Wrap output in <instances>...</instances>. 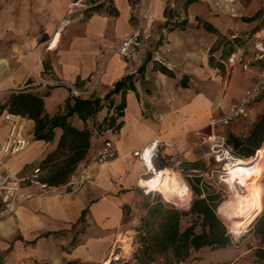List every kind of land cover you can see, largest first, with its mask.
<instances>
[{
	"label": "crops",
	"instance_id": "obj_1",
	"mask_svg": "<svg viewBox=\"0 0 264 264\" xmlns=\"http://www.w3.org/2000/svg\"><path fill=\"white\" fill-rule=\"evenodd\" d=\"M187 1L0 0V60L4 62L0 90H9L7 97L20 90L19 84L25 87L41 81L25 90L42 96L45 111L53 116L65 112L64 102L71 94L65 85L46 82L66 81L88 93L81 98H103L118 80L133 74L132 88L102 99L103 107L85 121L76 114L68 117L71 127L89 130L88 146L81 145L80 138L63 135L67 128L60 126L53 128L50 140H37L34 120L23 116L27 147L4 157L18 173L41 167L46 182L62 185L105 140L111 141L117 155L101 165H90V178L77 192L37 194V188L26 187L35 194L14 213L0 217V264H98L106 259L116 233L129 224L126 210H134L146 195L139 184L148 175L146 167L132 152L151 139L169 143L153 159L154 169L172 165L191 181L199 176L208 152L198 133L206 132L209 116L216 114L211 85L222 83L226 77L223 63L242 41L231 39V33L247 36L254 31L258 16L254 20L245 17L258 13L259 1L248 0L244 8L228 15L229 33L217 26L213 2ZM138 22L151 26V39L132 60L125 61L116 47ZM228 39L233 43L225 45ZM16 52L22 54L14 57ZM244 55L252 59L251 51ZM242 63L231 74L226 91L229 99L248 87V81L243 79L240 84L238 79L256 70ZM142 65L144 70L138 72ZM122 101L124 107L119 110ZM263 110L264 103L254 106L245 128ZM4 114H0V141L9 129ZM99 124L106 129L97 137ZM72 147L83 152L75 162ZM198 254L192 252L190 258Z\"/></svg>",
	"mask_w": 264,
	"mask_h": 264
},
{
	"label": "trees",
	"instance_id": "obj_2",
	"mask_svg": "<svg viewBox=\"0 0 264 264\" xmlns=\"http://www.w3.org/2000/svg\"><path fill=\"white\" fill-rule=\"evenodd\" d=\"M190 2L192 0L187 1V3ZM257 16L258 13L245 17V20H254ZM257 30L259 29L254 27L253 32ZM143 70L144 65L138 69V72ZM132 79L133 74L121 78L103 98L68 96L64 102L65 112L53 116H49L45 111L42 96L25 90L31 87L25 86L24 89L11 92L7 99L0 103V113L6 110L10 114L20 115L21 117L26 116L34 120V138L37 140H50L53 135V128L60 126L67 128L63 135L80 138L81 145L88 146L89 130H78L71 127L67 120L68 117L76 114L85 121L103 107L102 99L108 100L112 94L120 90L123 95L126 88H132ZM262 103H264V92L249 105L248 112L254 106ZM123 107L124 101L118 105V109L121 110ZM121 114L122 112L119 111L118 115ZM106 120L104 119V122ZM108 122L109 125H112L114 118L112 116L108 117ZM224 133L227 143L232 146L237 157L253 156L264 145V110L251 124L249 123L248 128H245L239 134L233 130L224 131ZM82 156V149L72 147L73 162ZM200 180V176H195V181H188L195 196L186 208L175 206L162 208L164 203L161 201L147 206L146 215L148 218H155L156 224L150 226L149 221L145 223L147 231L146 247L147 249L152 248L159 254L158 258H160L162 264H188L190 260L196 259L195 256L192 259L190 258L192 252H202L201 250L206 248L211 250L221 249L233 242L232 237L226 231L224 223L216 213L218 196L215 192L209 191L207 186L205 188L200 187ZM84 213L85 210L82 211V216ZM248 227L256 241V245H251L250 249L254 250L256 257L261 261V264H264V207ZM144 262L148 264L151 259H146ZM66 264H75V262L69 261Z\"/></svg>",
	"mask_w": 264,
	"mask_h": 264
},
{
	"label": "built area",
	"instance_id": "obj_3",
	"mask_svg": "<svg viewBox=\"0 0 264 264\" xmlns=\"http://www.w3.org/2000/svg\"><path fill=\"white\" fill-rule=\"evenodd\" d=\"M206 1H211L218 6L228 7L235 0ZM151 35V26L138 22L132 31L120 39L116 47L117 54L125 61L132 60L139 49L149 42ZM230 37L231 39H241L242 41L234 45L223 63L226 71V77L223 79L224 85L227 84L229 74L235 70L237 64L243 62V67H247L252 59L257 61L264 60V34L262 30L255 31L247 36L240 34L238 31H233ZM246 50L251 51L252 59H245ZM40 82L36 81L26 86L38 85ZM50 84L65 85L73 97H81L85 93L66 81L46 82V85ZM263 92L264 68L259 71L256 81L247 87L238 100L230 104L225 112L209 116L207 121L209 131L205 134L204 141L208 144L209 151L215 157V161L223 163L224 167L227 164L235 163L238 157L234 153L232 146L227 143L225 133L221 132L220 129L246 116L249 105ZM4 117L9 129L6 137L0 141V217L14 213L24 200L35 193L47 194L57 190H61L64 193L77 192L90 178V165H101L117 155L112 149L111 141L107 139L93 155L76 166L65 183L62 185L49 184L44 179V172L41 167H34L26 173H18L5 163L4 157L24 149L28 144L29 137L26 132V126L22 123L24 122L23 117L10 113H6ZM162 145L166 146L169 143L163 139H151L144 147L134 150L132 154L143 162L148 172V163L153 162ZM145 152L149 154V161L145 160ZM29 186L37 188V191L35 193L27 192L25 188ZM144 191L148 193L145 188ZM139 247H141V242L136 239L135 232L119 231L115 235L108 256L98 264H136V254Z\"/></svg>",
	"mask_w": 264,
	"mask_h": 264
},
{
	"label": "rangeland",
	"instance_id": "obj_4",
	"mask_svg": "<svg viewBox=\"0 0 264 264\" xmlns=\"http://www.w3.org/2000/svg\"><path fill=\"white\" fill-rule=\"evenodd\" d=\"M88 1H95V0H84L85 3ZM247 1L248 0H235L233 3L228 5V8L226 7L227 9L224 8V6L215 5L216 6L215 18H216L217 26L219 27V29H222L223 31H226L227 33H229L231 29L229 27L231 26H229L230 19L228 15H231L235 13L236 11L240 10L241 8H244V6L247 4ZM258 1H259L258 19L254 27L258 28L259 30H262L264 34V1L263 0H258ZM81 3H83V1ZM228 43H233V42L231 39H228V41L225 42V45H228ZM21 54H22L21 52H16L14 54V57H18ZM0 57H3V56H0ZM254 61L256 60H251V63H248V68L249 69L255 68L256 70L255 71L250 70L248 72L249 74L245 78L241 77L238 79L240 84H242L241 81H243V79L248 81L249 83L246 85V87L247 86L249 87L256 81L259 71L262 68H264V60L261 61V63H254ZM3 63H4L3 60H0V64H3ZM237 67L238 66L236 65V68ZM224 72H226L225 69H224ZM231 74L232 73L229 74L228 82L226 85L223 84V80H222V83L219 82V83H215L211 85L210 89L213 92L212 95L214 96V101H215V109L213 110L214 113H223L226 110L227 106L230 104V102H234L237 99V97L240 95V94H237L236 97L232 96L233 98H230V99L226 97V91L229 86V80H230ZM21 85L22 84L18 85L20 86L19 87L20 90L24 89V86H21ZM8 92L10 91L7 90L6 92L4 90L3 91L0 90V101L4 99V97L5 99L7 98L8 94H5V93H8ZM82 95H88V93H84ZM0 114L2 115L4 113L1 112ZM248 118H249V115L241 117L238 120L234 121L229 126L223 129H220V131L224 132V131H232V130L238 129V131L241 132L243 129H245L247 125L245 122V119H248ZM1 121L2 120H0V122ZM96 128H97L96 129L97 132L95 135L97 137L100 135L103 136V133H104L103 131H105L106 126L99 124L98 127ZM206 129L209 131L208 128ZM207 130L206 132H204L203 130L199 131L198 135H199L200 140L204 141V136L208 132ZM204 145L206 147L208 155L206 158V162L203 165V169H201L200 172L198 173L199 176L201 177L199 186L202 188L203 187L205 188V186H207L208 187L207 189L209 191L215 192L216 195L218 196L216 200L217 201L216 213L218 214V216L224 223L226 231L232 237L233 242L232 244L224 248H221V249L211 250V249L206 248L204 250H201L202 252H198L199 254L195 256L196 260L194 264H261V261L254 254V250L250 249L251 245H256V241L253 238L250 228L248 227L250 223L247 225H243V226L236 225V222H237L235 220L237 219L236 217L230 214L229 216L224 215L221 211H219V207L222 202L233 199V194H231L233 193V191L231 187L229 186V184L224 181V178L226 177V174H227V170L225 169L223 163L216 162L215 157L209 151L208 144H204ZM262 151L263 150L259 152V155L261 157V163H262V172L259 175V184L263 188V195H262V203H263L262 208H263L264 207V157L262 159V156H261ZM253 156H256V154H254ZM250 157H241V158L247 159ZM170 168L177 170L172 165ZM178 172L182 175L180 176L183 182L191 190V197L186 203H184V201L181 199L169 197L168 195H165L157 190H151L149 194L146 193V195H144L142 202L138 206H136L134 210L125 209L126 215L128 216L130 221H129V224L124 229H122V231H130V233L135 232L136 239H138L141 242V247L138 248L137 254H136V257H137L136 264H146L144 262L146 261V259H151V262L155 264H162V261L158 258L159 254L155 252L152 248L148 247L149 249H147L146 247L147 231L145 229L146 227L145 223L146 221H149L150 226L151 224H156L155 218L147 217L146 215L147 206L154 205L155 203L161 201L162 203H164L163 205H165L166 207L175 206L178 208H186L189 206L188 203L190 204L192 199L195 196L188 182V181L191 182V180L188 177H186L183 172L181 171H178ZM193 181H195V177H193ZM236 186H238V189L242 190L243 192L247 191V187L241 188L237 184ZM238 223L240 222H237V224Z\"/></svg>",
	"mask_w": 264,
	"mask_h": 264
},
{
	"label": "bare ground",
	"instance_id": "obj_5",
	"mask_svg": "<svg viewBox=\"0 0 264 264\" xmlns=\"http://www.w3.org/2000/svg\"><path fill=\"white\" fill-rule=\"evenodd\" d=\"M58 40V37L56 38ZM4 65L0 64V70ZM2 71V70H1ZM22 123H26L25 121ZM27 147V146H26ZM261 148L258 150L256 156L253 159L237 158L233 164H227L225 169L227 170L224 181L229 184L233 193V199L226 200L221 203L219 211L224 215H233L240 222L236 225L243 226L251 223L253 219L262 209V195L263 188L259 184V175L262 172L261 157L259 155ZM262 159L264 157V149H262ZM146 172L148 174L139 180L140 187H144L148 192L151 190H157L169 197L181 199L186 203L191 197V190L183 182L180 174L169 167H165L161 170H156L153 167ZM149 166V163H148ZM246 188L247 191L243 192L238 189Z\"/></svg>",
	"mask_w": 264,
	"mask_h": 264
},
{
	"label": "snow or ice",
	"instance_id": "obj_6",
	"mask_svg": "<svg viewBox=\"0 0 264 264\" xmlns=\"http://www.w3.org/2000/svg\"><path fill=\"white\" fill-rule=\"evenodd\" d=\"M145 160L149 161V154L148 152H145ZM149 167L151 168V163L149 162Z\"/></svg>",
	"mask_w": 264,
	"mask_h": 264
},
{
	"label": "water",
	"instance_id": "obj_7",
	"mask_svg": "<svg viewBox=\"0 0 264 264\" xmlns=\"http://www.w3.org/2000/svg\"><path fill=\"white\" fill-rule=\"evenodd\" d=\"M0 260H1V255H0Z\"/></svg>",
	"mask_w": 264,
	"mask_h": 264
}]
</instances>
